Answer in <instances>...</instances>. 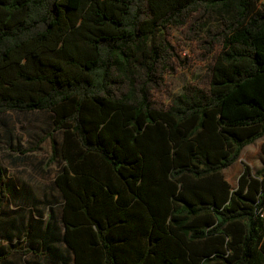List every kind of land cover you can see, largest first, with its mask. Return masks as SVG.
<instances>
[{
  "label": "trees",
  "instance_id": "1",
  "mask_svg": "<svg viewBox=\"0 0 264 264\" xmlns=\"http://www.w3.org/2000/svg\"><path fill=\"white\" fill-rule=\"evenodd\" d=\"M214 15L205 79L166 103L192 64L172 28L195 40ZM46 109L75 264H264V166L223 174L264 136V4L0 0V113Z\"/></svg>",
  "mask_w": 264,
  "mask_h": 264
},
{
  "label": "rangeland",
  "instance_id": "2",
  "mask_svg": "<svg viewBox=\"0 0 264 264\" xmlns=\"http://www.w3.org/2000/svg\"><path fill=\"white\" fill-rule=\"evenodd\" d=\"M218 25V16L214 15L195 40L187 39L181 30L172 28L175 43L185 55L192 58V64L187 68H181L176 73L166 74L169 88L158 93L166 103H170L174 96L181 93L187 86L201 84L205 79L213 54L205 53L199 46V40L205 38L211 27ZM155 39L158 41V36ZM202 54H205V59H201ZM53 118L54 113L48 109L0 113V161L7 174L11 175L10 182L13 184V176L16 180L20 176L26 182L25 190L28 193L37 190V184H41L42 189L47 188L50 182L48 178L56 168L54 163L51 162L52 164L49 165L50 162L47 160V153L51 152V140L48 135L53 132L58 143L61 144L63 131L53 130ZM39 140H43L42 143H39ZM263 144L264 136L246 146L240 158L223 170L224 177L233 189L238 187L239 177L245 164H249L254 171L264 166ZM20 165L32 169L33 175H30L28 169H14ZM237 167H240V171L234 172ZM37 173L42 175L45 182L37 183L33 177ZM60 222L61 206L50 208L12 206L6 202L0 215V264L32 262L29 259L31 250L35 251L37 260L41 264L55 259L50 246L53 241L59 243L61 240L51 237L50 232L51 229H56ZM36 230L37 234L43 236L37 239L34 235ZM27 254L29 255L25 257Z\"/></svg>",
  "mask_w": 264,
  "mask_h": 264
},
{
  "label": "crops",
  "instance_id": "3",
  "mask_svg": "<svg viewBox=\"0 0 264 264\" xmlns=\"http://www.w3.org/2000/svg\"><path fill=\"white\" fill-rule=\"evenodd\" d=\"M48 158L47 160H49L50 156H51V152L47 153ZM52 163H54L55 165V170L53 171V173L50 174V177L48 178L49 182V186L44 189L41 188V184H37V190H33V192H26L25 190V183L22 178L19 176L18 180H16V177H14L13 179V184L10 182L9 177H11V175L7 174V178H8V199H7V203L9 202L12 206L16 205V206H44L47 208L50 207H55V206H61V222L58 223L56 229L51 230L50 235H52L51 237H54L56 240H61L59 243L57 241H53L51 243L50 248L53 250V252L56 254V256H64V255H68L70 260L68 264H75V253L73 252L72 249L69 248V246L67 245V243L64 241V235H65V231H66V227L65 224L63 222L62 216H63V206L65 203V197L63 192L61 191V189L58 187L57 183H56V179L57 176L60 174V172L62 171L64 165H65V161L62 159V157H58L55 161H53ZM52 163H50L49 165H51ZM38 164V161H37ZM14 169H19V170H23V169H28L30 171V175L32 176V169L30 168H25L22 165L14 168ZM235 171H240V167H237ZM7 173V172H6ZM18 176V175H17ZM35 178V180L37 181V183H40L41 181L45 182V179L42 177V175L38 174L33 176ZM47 178V175L45 176ZM35 237L38 239L40 237H42V234H37V230L35 232ZM33 253V254H32ZM29 254H31V256H29V259L32 262H28L26 264H37V262H39V260H37V254L35 253L34 250H31L29 252ZM29 254L25 255L28 256ZM36 256V257H35ZM52 263V262H51ZM51 263H47V264H51ZM59 264H66L64 263V261L62 259H60V261L58 262ZM55 264V263H52Z\"/></svg>",
  "mask_w": 264,
  "mask_h": 264
},
{
  "label": "built area",
  "instance_id": "4",
  "mask_svg": "<svg viewBox=\"0 0 264 264\" xmlns=\"http://www.w3.org/2000/svg\"><path fill=\"white\" fill-rule=\"evenodd\" d=\"M258 4L261 6L262 4H264V0H257ZM261 215L264 217V209L261 210Z\"/></svg>",
  "mask_w": 264,
  "mask_h": 264
}]
</instances>
